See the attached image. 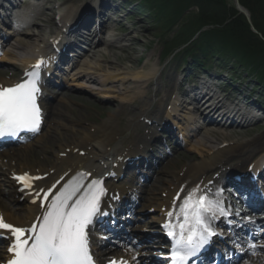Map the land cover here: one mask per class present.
<instances>
[{"label":"bare ground","instance_id":"bare-ground-1","mask_svg":"<svg viewBox=\"0 0 264 264\" xmlns=\"http://www.w3.org/2000/svg\"><path fill=\"white\" fill-rule=\"evenodd\" d=\"M65 11L67 12V15H72L76 9L66 8ZM79 13L83 15L87 13V9L80 10V12H76L73 16H77ZM86 16L87 15H84V18ZM17 35L27 37L25 33H18ZM35 36L37 35L35 34L34 36L27 37L29 40L24 42L22 40L16 41L17 43L14 46L15 49L13 51H8L7 55L10 57L12 56L18 65L26 66L31 63L32 56L36 51V46L39 47L40 43L44 42V40L39 39V37L35 38ZM16 51L20 52L17 53ZM85 64H88L90 68H82V70H80L76 75V81H86L94 85L99 84L101 87H106L109 83H118V85L112 86L109 89H106V91H112V96L109 97L113 98V100L116 99L119 102V106L115 109V111L110 112L108 117L104 119L102 123H97L90 127L83 125L80 117V119L77 118L74 123H79L80 127L77 129V132H74L73 130L70 135L63 134L64 138H62L59 143V151H56L51 147V143L54 142L53 138H50V140L45 143L48 151L55 154L53 159L46 156L43 159H38L37 162H32L33 164L29 162L25 164L26 166L24 167L28 168L33 173H49V176L45 179L46 181L44 180L41 183V186L51 185V187L54 188V192H56L58 188L74 173L80 171H84L85 173L100 171L103 173L105 170L110 168L109 162L112 161V157H115V152L120 154L126 147H130L131 150H138L137 142H139V144H143L142 141H144L146 137H151V134L149 133L141 134L140 132H135L139 123L137 120L140 119V116L136 115L130 122L127 129L130 131V135L125 139H122V137L120 138L122 127H120L119 117L124 111L130 109L128 107L133 105L134 101L137 100L139 96L146 92V87L149 85L148 81L156 75L155 71L158 66L157 63L146 64L144 67L129 71L116 67V69L112 68L103 70L104 73L101 74H98L101 70L99 64L88 60H86ZM89 70L95 72H91ZM3 83L6 84V82ZM71 85H77V82ZM168 95L169 93L166 91L164 96L158 99V109H162L161 107L169 102ZM175 101L176 104L175 102L171 103L172 108L167 115L171 112L177 111L178 107L176 105L179 98L176 97ZM151 103L152 102L149 101L147 104L148 108ZM158 109L155 112H151L150 116L152 115L156 118ZM47 110L50 117L57 113V110L55 111V109L51 107L47 108ZM63 113L64 111L61 110L60 114ZM192 117L193 116L191 114H186V118L188 120ZM229 118H231V116ZM70 129H74L73 126ZM185 129L188 132L190 127L187 126ZM210 136V133H208L205 137L192 144L191 151L196 152L201 156L199 159L194 157L196 162L187 163L182 166L180 170H177V168H167L157 169L155 171L153 184H160L159 173L163 170L161 174L168 175L169 177V188L167 190V194L162 196V194L156 192L159 191L158 188H160V185L158 188H155L153 185L154 188L150 192L151 195H144L145 204H148L153 200H162L165 204L166 202L173 200V197L180 191L177 201H174L173 203H186V213L190 217L195 216L198 213V209L205 207L207 204H209L210 207L214 206L219 210L225 206L226 202L224 196H221V189L219 186H215L214 194L211 196L209 194L210 187H205L207 184L205 180H209L208 176L211 171L215 167L222 165V162L228 157L235 154H241L242 152H247L249 154L251 151L263 146L264 133L251 141H237L233 146L229 139L218 140L216 137ZM127 141H131L130 145L125 144ZM113 143H115V145L112 146ZM81 150L88 151L89 155L86 157L79 155ZM61 153H66V156L61 157ZM101 162L107 164L106 169L102 168L103 166L98 164ZM66 171H68L67 175L62 178H56L58 174H62ZM215 181L220 180L217 179ZM215 198L216 200L214 201ZM2 200H4V198L0 197V203L2 205L0 208L1 210H5V217L12 221L19 222L22 225H27L28 218H33L42 210L41 207H38V205H26L25 209L22 208V211L18 212L15 210L13 205L7 202V200H4L5 203ZM223 212L226 213L227 210H224ZM94 244H99L96 236ZM101 252L105 255L107 250H103ZM252 257L253 256L248 257L247 260L254 261ZM261 260L264 262V257L261 258Z\"/></svg>","mask_w":264,"mask_h":264},{"label":"rangeland","instance_id":"rangeland-1","mask_svg":"<svg viewBox=\"0 0 264 264\" xmlns=\"http://www.w3.org/2000/svg\"><path fill=\"white\" fill-rule=\"evenodd\" d=\"M64 1V2H63ZM72 0H61V2L65 5H71ZM81 1V0H78ZM132 4L135 5V3L138 2V0H131ZM258 4L259 1L264 2V0H257ZM77 2V1H76ZM182 4V3H181ZM55 5V4H54ZM263 9V7H261ZM58 10L53 6V11H48V15L46 16V20L51 21L49 24H53V19L51 18V15H54ZM129 10L126 9L125 13H127ZM189 11V10H188ZM196 13V10H195ZM130 15L132 13L130 12L128 16V24L131 27L129 29L131 33V37H137L132 42V45L130 47L126 48L125 50L122 49H114L110 48L109 45L106 46L108 50L105 49V46L100 47L98 50V53L101 55L102 53H106L108 56H105L104 59L108 62L105 63L106 65L109 64V66H117L119 68H129L131 69H139L142 66H145L147 64V61L150 63L156 62L159 58L162 61L169 62L171 61V57H167L166 59H163L165 57V49H166V41L172 38L175 33L174 31L169 30H163L160 27L155 28L153 24L150 23V18H147L146 16H136L131 18ZM257 26L259 30L264 35V11L260 12V10H257ZM46 22L40 21L39 24L45 25ZM46 27H43V30L41 33L46 32ZM260 40V43L264 44V41L262 38L257 37ZM109 44V41H108ZM253 44V43H252ZM255 44V43H254ZM104 52H103V51ZM174 59L172 60L173 63L169 65V67L166 69V77H164L163 83H167V75L168 73L173 72V70H176V66H179L181 63L183 66V69H186L188 67V61L184 60L181 55H179V52H173ZM176 58V59H175ZM183 59V60H182ZM182 60V61H181ZM175 61V62H174ZM111 63V64H110ZM149 63V64H150ZM164 65V62L162 63V66ZM217 64H214V66ZM214 66L212 68H214ZM183 69L181 70V73L183 72ZM209 72H215V69H211V67L208 68ZM222 73V76L224 74H229L230 76L234 75L233 73H229L228 70L219 71ZM224 77V76H223ZM237 85V83H236ZM240 88H244V91L246 92V83L241 84ZM153 89V88H152ZM79 96H82L83 99H80L82 104L72 103V108L68 111L69 116L75 117V114L80 115L79 117L82 118V122L88 126L89 123L93 125V123H102L104 119H106L110 112L115 111L117 108V103L114 101V105H112L111 101H109L106 98H102L99 94H87L84 91L80 93ZM263 98V97H262ZM128 117H126L127 121ZM89 127V126H88ZM240 130V129H239ZM64 133H68L69 130L65 129L63 130ZM224 133H218L217 136L222 137H229V138H241V140H249L253 137L264 133V120L253 126L251 129H242V131L238 132L235 130H227L223 131ZM238 132V133H237ZM57 136V135H55ZM53 147L57 150V139H55V142H53ZM190 148L186 151H183L181 153H177L172 158H170L166 163L164 164L165 168H177L181 165L186 164L187 162H196V161H190ZM44 154L42 156V152L35 155L34 157H29L28 160L25 158L24 160H27V162H34V160L43 159ZM231 201L232 199L230 196H228ZM238 202V201H237Z\"/></svg>","mask_w":264,"mask_h":264},{"label":"trees","instance_id":"trees-1","mask_svg":"<svg viewBox=\"0 0 264 264\" xmlns=\"http://www.w3.org/2000/svg\"><path fill=\"white\" fill-rule=\"evenodd\" d=\"M241 1L252 11L254 23L257 26V10L264 11V2L259 1L258 4L257 0ZM188 3L198 4L202 7L200 15L193 16L189 30L204 25L222 26L228 18L236 14V10L227 7V0H188ZM163 4L167 10L174 8L176 2L168 0L166 4ZM203 38L206 39L205 48L207 51H227L228 54H234L237 58H241L247 65H253L264 75V44L262 42L259 44L260 40L252 33L244 16L231 18V21L223 27L207 31Z\"/></svg>","mask_w":264,"mask_h":264},{"label":"water","instance_id":"water-1","mask_svg":"<svg viewBox=\"0 0 264 264\" xmlns=\"http://www.w3.org/2000/svg\"><path fill=\"white\" fill-rule=\"evenodd\" d=\"M239 8H240V6H239ZM247 14V13H246ZM248 15V14H247Z\"/></svg>","mask_w":264,"mask_h":264}]
</instances>
